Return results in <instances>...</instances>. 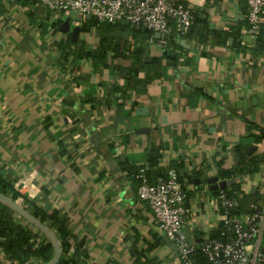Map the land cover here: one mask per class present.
I'll use <instances>...</instances> for the list:
<instances>
[{
    "label": "crops",
    "instance_id": "1",
    "mask_svg": "<svg viewBox=\"0 0 264 264\" xmlns=\"http://www.w3.org/2000/svg\"><path fill=\"white\" fill-rule=\"evenodd\" d=\"M189 5L208 24L205 41L149 37L123 23L83 31L92 17L75 24L37 0H0V186L29 213L44 211L47 227L65 228L81 244V264H181L138 198L141 168L151 182L178 172L192 211L184 230L196 243L220 225L210 179L262 192L264 52L247 33L246 0ZM261 31L264 43V18ZM103 39L105 63L95 62L86 53ZM172 52L176 62L156 77L163 68L151 71L153 60ZM134 69L130 83L124 71ZM240 145L256 172L238 169Z\"/></svg>",
    "mask_w": 264,
    "mask_h": 264
},
{
    "label": "built area",
    "instance_id": "2",
    "mask_svg": "<svg viewBox=\"0 0 264 264\" xmlns=\"http://www.w3.org/2000/svg\"><path fill=\"white\" fill-rule=\"evenodd\" d=\"M53 12H69L79 24L84 16L99 23L128 22L133 27H144L176 37L185 35L193 24L191 0H37ZM247 33L255 42L262 29L264 0H246ZM160 45H165L161 40ZM140 184L137 195L153 213L155 224L169 244L175 247L181 264H198L196 252H201L208 264H264V184L259 203L252 212L236 215L241 193H229L220 188L215 208L219 211V233L194 242L184 227L191 214L187 192L175 169L155 183L147 179L145 169L138 173ZM9 260V259H8ZM10 264H17L9 260ZM25 264H41L28 261Z\"/></svg>",
    "mask_w": 264,
    "mask_h": 264
},
{
    "label": "trees",
    "instance_id": "3",
    "mask_svg": "<svg viewBox=\"0 0 264 264\" xmlns=\"http://www.w3.org/2000/svg\"><path fill=\"white\" fill-rule=\"evenodd\" d=\"M215 1H219V0H215ZM192 13L194 17L193 24L190 26L188 32L181 37L189 38L190 36L198 35L196 36L198 40L205 41L210 31L208 28V24L201 17H198V13L195 10L192 9ZM91 26H95L96 29L98 30H103L108 32V30H110L113 27H121L122 24L119 22L113 24L99 23L94 18L85 19L84 25L82 26V30L88 31ZM131 30L135 32H139L141 34H146V36L149 37H152L153 35V32L151 30L144 27H140L138 29L134 27ZM261 34L259 38L255 41V43L256 46H258L259 49L264 52V43L263 40L261 39ZM221 36H222V41H224L226 39L227 33L222 32ZM106 41H107L106 39L100 41V44H102V46L98 48V50H96L95 52L86 53V55L90 56L95 62L105 63L106 45H110L107 44ZM171 42L174 41L171 40ZM177 56L178 54L172 52L154 59L152 65H150L151 71H154V67H156L157 64H159L163 68V71L154 72L155 76L159 77L160 73L165 72L166 66L172 65L174 64V62H176L178 58ZM142 67H144V65ZM142 67L140 69H142ZM124 72L125 75L128 77L127 79L128 82L130 83L132 81L137 82L136 80L139 72L138 69L127 70ZM263 138L264 136L260 137V139ZM235 151L238 154L237 164H238V169L240 171L250 170L251 172L253 171L256 172L258 170L257 162L255 160H252L249 154H247L248 149L246 145L236 146ZM231 174L232 171L230 170L224 172V176H230ZM165 175H166V171L164 174H162V176L164 177ZM146 176L148 181L151 182L147 174ZM179 180L184 186V183L181 181L180 176H179ZM1 183L2 180H0V185ZM151 183H155V182H151ZM235 185L237 184H234V186ZM219 189L212 191V193L217 195ZM224 190L228 191L229 193H233L236 191L235 189H229V188H224ZM0 193L3 194L4 196L7 195V191L4 186H0ZM241 194L242 196L239 200V204L236 210V215L238 216L252 212L254 206L259 203V199L261 196L260 190H258L257 188L244 190ZM16 196L17 194L14 193L12 195V199L15 200ZM13 213L14 210H12L10 206L0 201V249L3 252V254L7 257V259L16 261L17 264H25L28 261H36V262H40L41 264H46L50 262L55 254L54 244L50 241V239L47 240L46 242L37 240V235H35L32 232V230H30L27 226H24L21 223L17 222L13 217ZM31 214L35 218L39 219L42 223L44 224L48 223L47 214L44 211L40 210V208L34 207ZM48 227L52 229V232L56 237L62 252L61 258L57 264H81L78 258V254H79L78 252H80L79 248L81 244L76 243L72 239L71 234L65 228H62L55 223H52L51 226L49 225ZM218 233L219 231H217L216 234L214 233L213 236H216ZM73 249L75 251L72 254L71 250ZM195 258L198 264H208V260L206 259V257L199 251L196 252Z\"/></svg>",
    "mask_w": 264,
    "mask_h": 264
},
{
    "label": "water",
    "instance_id": "4",
    "mask_svg": "<svg viewBox=\"0 0 264 264\" xmlns=\"http://www.w3.org/2000/svg\"><path fill=\"white\" fill-rule=\"evenodd\" d=\"M123 24H128V22H121ZM68 24H64V26L61 27V30L67 31L68 30ZM137 29L139 27H136ZM78 31V27L75 29ZM156 38L164 37L167 38L168 36L165 34H161L159 32H155ZM216 178L210 179L208 182L211 183V188L213 189H219V188H225L230 182L222 181L219 183H216ZM0 201L4 202L8 206H10L16 213L19 215L23 216L27 221L35 225L38 229H40L42 232L46 234V236L50 239V241L54 244L55 246V254L52 258V260L46 264H57L58 261L61 258V248L60 245L54 236L53 232L46 226L44 225L39 219L35 218L31 213L26 211L24 208H22L20 205H18L16 202L12 201L8 197L4 196L3 194L0 193Z\"/></svg>",
    "mask_w": 264,
    "mask_h": 264
}]
</instances>
